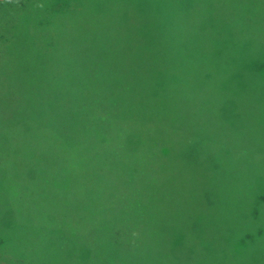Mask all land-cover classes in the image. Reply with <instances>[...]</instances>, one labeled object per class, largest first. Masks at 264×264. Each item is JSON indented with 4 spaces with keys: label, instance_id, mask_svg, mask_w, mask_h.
<instances>
[{
    "label": "rangeland",
    "instance_id": "rangeland-1",
    "mask_svg": "<svg viewBox=\"0 0 264 264\" xmlns=\"http://www.w3.org/2000/svg\"><path fill=\"white\" fill-rule=\"evenodd\" d=\"M253 84L264 0H0V264H264Z\"/></svg>",
    "mask_w": 264,
    "mask_h": 264
},
{
    "label": "trees",
    "instance_id": "trees-1",
    "mask_svg": "<svg viewBox=\"0 0 264 264\" xmlns=\"http://www.w3.org/2000/svg\"><path fill=\"white\" fill-rule=\"evenodd\" d=\"M227 28V27H225ZM208 37L200 36V35H178V34H170L165 42V48L167 50H229L230 44L227 42L229 41L230 37L226 38L225 35L221 36H210L207 35ZM163 41V40H161ZM230 42V41H229ZM231 43V42H230ZM234 93V90H229V94L232 96ZM246 93V96L244 97L243 94ZM188 97H193L194 93L192 91L187 92ZM200 98L201 100H206V99H212L218 102L219 99H222V103L224 104L225 96L223 91L221 90L220 87H212L210 89H207L205 86H200ZM235 98V97H234ZM264 99V84H253V85H248L243 87L238 88V101H241L243 104L247 102H251L254 100L258 99ZM254 105H256L254 102L251 103L249 111H254L256 108H252ZM103 107V106H102ZM106 111L110 112L112 109L110 107L104 106ZM95 113V112H94ZM93 114V113H92ZM96 114V113H95ZM89 127L91 128H96L93 127L89 123ZM102 129V128H101ZM192 145V144H191ZM190 146V145H187ZM181 149V148H180ZM263 149V155L255 156L250 158L253 161V165H259L260 162L264 164V147L261 148ZM178 150V149H176ZM178 152V151H176ZM174 152V153H176ZM174 153L172 154L174 156ZM247 159L249 158L248 155L246 157ZM238 177V176H237ZM235 177L236 179H238ZM129 197L124 198L125 202L130 204L129 202ZM134 204L135 201H134ZM137 205V204H136Z\"/></svg>",
    "mask_w": 264,
    "mask_h": 264
}]
</instances>
